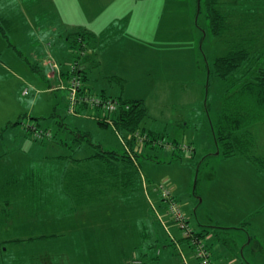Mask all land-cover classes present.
Returning a JSON list of instances; mask_svg holds the SVG:
<instances>
[{
  "label": "rangeland",
  "instance_id": "obj_1",
  "mask_svg": "<svg viewBox=\"0 0 264 264\" xmlns=\"http://www.w3.org/2000/svg\"><path fill=\"white\" fill-rule=\"evenodd\" d=\"M132 1L136 0L105 2V11H109V13L118 12L113 15L118 25L109 26L113 31L128 21L129 18L132 24L131 16L133 17V10H135ZM137 1L143 2V0ZM144 1V5L147 3V6H149L150 1L153 3L154 17L152 19L149 17L142 22L144 32L137 30L135 33L136 37L139 34L144 39L143 43L139 45V48H135L136 42L133 40V36L127 32V28L130 26H125V30L111 40L108 36L105 40L108 42L103 45L100 54L103 49L111 45L113 40L117 39V41L107 52L105 60L103 61L100 57V65L92 67V74L87 75V81L92 91L96 93L106 92V95H121L125 99H143L147 109L140 127L144 126L148 131L163 134L165 141H173L181 149L183 145L193 147L194 152L187 147L182 150H172L168 146L158 145L154 148L148 146L137 158L140 168L137 169L134 165H130V168L135 170L140 185L143 184V181L152 194V188H158V184L160 187V183L173 186L174 192L176 191L177 199L175 200L186 217L190 219L192 229L194 224L199 223L198 219L209 220L207 226H196L201 230V241L207 247L205 242L213 238L207 234L203 235V232L214 230L223 233L222 230L209 227L210 222H212L210 218L215 216V210L212 209L210 202L212 203L217 186L223 182V175L216 176V174L222 169L247 167L243 162L245 159L243 156H240L243 158L236 156V158L224 159L226 157L222 154H217L218 151L213 143L208 120L209 117L211 120L214 119L216 114L211 109L207 112V106H205L206 100L209 104L212 96L220 94L219 92H222L224 87L215 88V85H223V80L217 76H207L204 65L206 62L211 65L212 60L217 55L223 54L228 47L225 42L230 41L234 35L225 34L221 38L206 35L204 28L207 23L206 18L202 11L197 13V0ZM220 3L224 4L222 13L226 15L225 18L235 26H239L240 21L243 22V20L244 25H249L247 20L254 17L250 18L246 14H250L251 10L257 11L255 15L261 13L262 19L259 24L262 26L261 30L264 35V0H220ZM17 7H20L21 11L24 10L23 14L19 13ZM29 7L37 8V10L29 13ZM120 9L131 10L130 13H126L119 12ZM145 10L149 11L148 8ZM2 12H5L4 17L8 19L9 24L5 26V34L0 28V128L4 127L7 121H15L20 115L22 122L17 126L8 128L0 136V170L9 167L6 171L11 175V169L15 171L23 165L25 157L22 154L26 153L36 157L42 155L44 149L42 151L39 142L32 139L34 135L39 134V131L33 125L35 120L31 117L50 116L52 112H54V117L40 119L37 126L49 127L51 131H57L56 120L63 117L70 124L67 126L69 129L74 126L83 131L87 130L88 137L82 138L78 144H75L79 147L77 149L72 144L74 142L72 137L64 138L65 141H68L66 147H49L46 153L68 151L71 154V149L73 151L79 149L82 155L86 156L95 154L102 148L123 152L122 141L120 142L115 129L110 124L103 126L97 124L94 119L75 116L76 113L74 115L69 114L67 111V90L58 88L52 92L53 86H60L62 81H67L66 75H63L62 78L61 75H43L41 72V70L48 72L47 67L49 66L46 61L53 59L60 62L61 72L66 73L77 59L75 49L72 48L71 50L69 47V44L73 46L71 38L74 37V33L81 29L102 32L111 22L103 17H96V14H90L88 10L83 11L82 0H0V14ZM192 12L193 14L195 12L193 17L190 15ZM143 15H147V13L138 12L137 19ZM157 16L161 20L158 28H155L157 23L153 22L157 20ZM87 20H91L90 30L87 28ZM66 36L67 38H65ZM87 53L89 54L90 50ZM250 65L247 64L246 67ZM145 68H153V71L146 73ZM107 74L119 76L123 79V83L111 80L110 76L112 75ZM208 81L210 82L209 89L206 85ZM87 112L86 115L89 114ZM24 126L25 128H23ZM250 129L255 142L254 152L258 155H264V122L254 124ZM27 132L32 133L33 136L27 135ZM46 135L49 136V132ZM88 138L93 144L98 142L100 145L93 146L89 143ZM37 140L40 141L41 139L38 137ZM77 156L79 155L77 154ZM230 159L233 161L241 159V162L236 161L237 165L233 166ZM248 165L251 168L254 167L251 164ZM139 172L148 179L145 176L140 178ZM135 175L128 173L125 178L128 180L127 183L120 186L123 188L122 193H120L122 199L117 201L116 208L106 207V209L96 211V213L92 210L77 211L76 215L59 213L63 209L56 207L53 210L54 205L60 204L61 198H59L58 193L52 191L43 194V199L48 197L54 200L51 206L44 201L42 203L44 210H53V215L49 218H37L39 215L33 213L34 210L31 206L40 194L39 192L35 194V192L20 189L14 191L3 186L0 180V202L3 205L4 201L9 202V206L7 205L5 210L4 208L1 209V211H5V214L2 215L4 216L3 219L8 220L9 225L0 226V236L3 238L7 234H18L17 232H29V230L32 233H47L51 230L49 220L52 218L57 221L54 226L56 227L55 231L63 230L71 220L72 217L70 216H76V221L78 218L96 217L98 221L103 218L104 220L100 221V225L102 226L104 223L106 239H111L113 233H119L122 226L129 227L128 234L125 232L123 235L124 239L114 242V245L120 243V248H115L116 255H111L107 259L108 264H121L126 257L124 254L132 252L133 247L130 248V245L141 244L139 226L142 222L145 226L143 233L146 241L151 238V221L153 228L158 229L161 239L168 234L166 230V232L163 231V227L158 226L155 222L156 220L153 218L155 217L154 208L147 202V197L145 198L144 194H142V200L137 197L133 200L131 194L126 196L129 187L135 183ZM214 175L218 181L214 182ZM1 176L0 178L4 179ZM263 179L264 176H261L258 182L260 188L264 186ZM231 184L234 187V183ZM238 189H234L233 193L235 194ZM159 194L166 205V207L164 206L165 213L171 216L168 203H166L168 199L165 198L164 194ZM184 200H190V203L184 204ZM247 203L249 205V211L245 210L247 220L252 221V225H254L250 232L255 234L259 241L264 242V224H262L264 223V205L257 208V216L253 205L249 201ZM155 205L160 210L156 203H154ZM16 220H25L20 223L23 224L25 231L21 228L15 231L16 233L13 232L14 227H17L18 224ZM172 221L175 226L170 227L169 232L173 236H178L181 241L184 230L180 228L177 221ZM157 222H159L158 219ZM136 224L138 231L136 240H134L130 231ZM255 226L258 228H254ZM161 239L158 242L162 249V244H165L162 241L166 239H162V241ZM143 246L137 248L138 255H141L143 250H151ZM189 246L195 255L194 245L189 244ZM7 248L11 249L12 246L7 245ZM42 248L45 247L41 246ZM152 248L154 247L152 246ZM171 250L174 251L175 249L171 248ZM175 251L177 254L180 252ZM144 254L146 253L144 252ZM142 257L145 264H151L153 260H156V258L147 255ZM197 259L201 263L198 257Z\"/></svg>",
  "mask_w": 264,
  "mask_h": 264
},
{
  "label": "crops",
  "instance_id": "obj_2",
  "mask_svg": "<svg viewBox=\"0 0 264 264\" xmlns=\"http://www.w3.org/2000/svg\"><path fill=\"white\" fill-rule=\"evenodd\" d=\"M82 1L83 11L88 10L90 14H96V17H103L104 19L111 22L103 30L101 25L102 32H92L94 33L95 38L91 40L89 44L90 47L88 46L87 48V51H94L91 56L93 59L99 61L97 67L100 65V57L104 61L107 52H109L110 48H112V46L117 41V39L113 40L111 45L103 49L100 54L101 48L108 42L104 41L103 43H100L99 39L101 38L103 33L105 34V32L109 31V38L111 40L118 34H121V32L125 30V26H130L129 28H127V32H129L130 35L133 36V40L136 42L135 48H139V45L143 43L144 39L139 34L136 37L135 33H137V30L139 32H144L142 22L146 21L149 17L150 19L154 17V6L151 1L149 3V6H147V3L144 5V0L143 2H138L137 0L132 1L133 5L135 6V10H133V17L131 16L132 24L129 18L128 21L122 23L119 28L114 31L109 26H113V24L118 25V23L115 22L116 18L113 17V15L118 12L115 11L113 13H109V11H105V2H110V0ZM17 8L20 11L19 13L23 14L24 10L22 9L21 11L20 7ZM145 8H148L149 11H144ZM35 9L37 10V8L29 7L28 12L32 13ZM130 10L131 9H120L119 12L130 13ZM138 12H145L147 13V15H143L139 19H137ZM4 13L5 12H2L0 14V17L5 18ZM194 14L192 12V14L190 15L193 17ZM160 20L161 19L158 18V16L157 20H154L153 23H157L155 28H158ZM87 23V28L90 30L91 20H87ZM65 38H67V36ZM69 47L72 50L73 47L71 46V44H69ZM92 47L95 50H92ZM46 64L49 66L47 67L48 72H43L41 70L43 75H62L61 65L58 60L54 61L52 59L51 61H46ZM91 69L93 68L87 69L85 74L91 75ZM151 71H153V68H145L146 73H150ZM86 84L90 86L87 80ZM62 86H64L63 81L61 82L60 86H53L51 88L52 92L55 89L63 88ZM78 115L93 119L92 117L86 115L84 112H82L81 114H76L75 116ZM32 139L36 142H39L42 151L44 149V154L42 153L40 157L28 155L26 153L22 154L25 157L23 165L18 167L15 171L11 169V175H9L6 171L7 169H9V167L7 169L3 168V170H0V175H2L1 177H4V179L0 178V180L3 186L9 187L14 191H19L20 189L22 191L35 192V194L36 192L40 193L38 197L33 201V206H31L34 210L33 213H35V215H39L37 218L52 217L53 210L56 207L63 209L62 211H59V213L63 212L65 214L75 215L77 214V211L82 212L85 210H92L96 213V211L103 210L104 208L106 209V207L116 208L117 201H120V199H122L120 193H122L123 188H120V186H124L125 184L126 179L123 178L127 176L125 172L130 171V174L134 173V175L136 173L135 170L133 171L131 170V168H129L128 170H123L121 169V167H119L120 169L109 172L103 167L106 165L105 161H103L99 157H90L92 154L83 156L80 150V155H78L82 156V160L78 162L77 166H75L72 160L68 161V151L46 153L49 147H66V144L61 145V142L67 143L68 141L64 140L60 142L57 136L56 139L52 137L50 139L40 141L36 138ZM72 144H78V142L75 140L74 142H72ZM143 148L144 147H138V152H143V150L145 149ZM236 156L240 157L243 155L235 154L224 159L236 158ZM244 158L245 159H243V162L247 167L222 169L216 174V176L223 175V182L221 185L217 186L216 193L212 198V203L210 202L212 209L215 210V216L210 218L212 222H210L211 225L209 227L222 230L223 233H219L214 230L203 232V235L207 234L208 236H212L213 238L205 242L207 246L206 248L209 252V259L212 264H264V242L261 240L263 242L262 244V242L259 241L258 237L255 234H251L250 229H252L254 225H252V221L250 222L247 220V213L245 212L246 209L249 211V205L247 203L248 201L251 205H253V209L255 210L256 215L258 212L257 208H261L264 205V186L260 188V184L258 183L260 177L264 176V170L256 167L246 157ZM236 161L241 162V159H236ZM236 161L230 159V163L233 166L237 165ZM248 164H251V166L253 165L254 167L251 168ZM140 174L142 173L139 172L140 178H143V176H145L144 174ZM120 175H122V177ZM209 175L212 176L211 174ZM216 176H213L214 182L218 181ZM116 177L118 178L117 180L115 179ZM142 183L143 184L140 185L139 177H136L135 183H133L129 187L128 194H126V196L131 194L130 196H132L133 200L136 197L142 200V194H144L145 198L147 197V202H149V204L154 208L155 217L159 220V222H157V219L153 217L154 220H156L155 222L158 226L163 227V231H167L169 235L166 233L167 236H164L162 238L163 240H166L162 241L158 229L156 230L153 228V222L151 221L152 234L151 238L146 241L143 233L145 226L144 222H142L141 226H139V232L142 242L138 245L132 244L133 246L129 244L130 248L133 247L132 252H127L124 254L126 255V257L121 264H128L133 259H136V257H138L137 248L142 247L144 244L152 245V243V246L154 248H152L151 245L143 246L144 248L151 249L149 251L143 250L147 254V256L156 258V260H153L151 264H201L194 253L191 252L189 246L190 243H188L189 241H185V239H183V236H181L180 241V238H178V236H173L169 232V228L174 227L175 225L172 223L173 219L171 218V216L165 213L164 210L166 205L161 200L158 191H155L152 188V194L149 191V187H147L143 181ZM231 183H234V187ZM230 186L232 187L231 190ZM165 188L172 193L175 199H177L175 194L176 191L174 192L173 186L165 184ZM236 188L239 189L234 194L233 191ZM52 191L58 193L59 198H61L59 202L60 204L54 205L53 210L46 211L47 209H43V201L47 205L51 206L54 200H51L48 197L43 199L42 196L43 194ZM177 191L179 192V190ZM154 203L159 206L161 211L156 208V205L154 206ZM183 203L188 204L190 203V200H184ZM54 212L58 213L57 211ZM3 217L4 216H1L0 220V226L2 227L9 225L8 220L3 219ZM70 217L69 218L71 220L69 221V223L63 230L60 231H55L56 227L54 226L57 224V221L55 218H52L51 220H49V228L51 230L47 233H32V231L29 230V232L7 234L3 238L2 236H0L1 264H108L107 259L111 255H116L115 248H120V243L114 245V242L123 240V235L125 234V232L127 234L129 232V227L122 226L119 233H113L111 239H106L107 234H105L106 229L103 228L104 223H102V226L100 225V221L104 220L103 218L100 219V221H98L96 217L85 219L78 218V221H76V216ZM189 220L190 219L187 218L188 225L190 226ZM24 221L25 220L17 221V227H14L13 229L14 233H16L15 231H17L18 229H24L23 224H20ZM198 221L199 223H197V225L199 227H201L200 225L207 226L209 223V220L203 218H200V220L198 219ZM197 225H193L194 230L191 227L190 228L195 233H201V230L196 227ZM254 228L258 227L255 226ZM137 231L138 225L136 224V226L130 231L131 237L134 240H136ZM14 239H19L20 241H12ZM160 239L162 242H165V244H162V249L158 242L160 241ZM4 245L6 247H3ZM7 245H11L12 248L8 249ZM41 246H44L45 248L41 249ZM171 248H174L175 250L180 252L177 254V252L175 250L172 251ZM143 264L145 263L143 262Z\"/></svg>",
  "mask_w": 264,
  "mask_h": 264
},
{
  "label": "trees",
  "instance_id": "obj_3",
  "mask_svg": "<svg viewBox=\"0 0 264 264\" xmlns=\"http://www.w3.org/2000/svg\"><path fill=\"white\" fill-rule=\"evenodd\" d=\"M223 5L224 4L220 3V0H197L196 6L197 13L202 11L205 15L207 23L205 24L206 26H203L206 29V32L204 30L206 35L208 34V36L214 38H221L225 34L228 36L234 35L233 38H230V41L228 40L225 42L228 46L226 51L223 54L217 55L212 60L211 65H209L208 62L204 65V71L207 73V76H217L223 80V85H215V88L218 86L224 87V90L219 92L220 94L216 92L218 95L215 94V97L212 96L209 104L207 100L205 102V106H207L206 111L208 112V110L211 109L214 114H216L214 119L211 120L210 117L208 119L210 131L216 150L218 151L217 154H222L224 157L241 154L249 159L256 167L264 170V155H258L254 152L253 146L255 142L250 129L254 124L264 122V35L261 30L262 26L259 24V21L262 19L260 16L262 15L261 13L255 15L257 11L251 10L250 14H246V16H250V18L254 17L247 20L249 21V25H244L243 20V22L240 21L239 26H235L231 24V21H228L225 18L226 15L222 13V8H224ZM7 24H9V21L0 17V28L3 34H5V26ZM108 32L102 34L99 39L100 43H103L110 35ZM93 38H95L94 33L85 29L76 31L74 37L71 38L72 47L75 49L77 57L73 65L76 66L72 68V65L68 72H62L61 75L62 77H64L63 75L67 77V81L64 82V86H62L67 90V111L69 114L73 115L74 113L81 114V112L86 113L88 111V116L92 117L97 124L103 126H108L110 124L115 129L120 141H122L121 144L124 147V151L105 150L101 146L102 149L92 154L90 157H99L105 161L106 165L103 167L107 171L112 172L113 170L120 169L119 167L123 170H128L130 165H134L139 169L140 163L137 158L142 152H138V147L145 148L149 146L154 148L159 145L163 147L168 146L172 150H182L187 147L192 151V146L183 145L181 149L180 146L173 141H165V136L163 134L160 135L150 130L148 131L144 126L140 127L147 109L143 99H125L122 98L121 95L112 96L109 94L106 95L105 92L96 93L92 91L91 86L86 84L87 75L85 72L87 69L99 64V61L93 59L91 56L94 51L89 54L87 53V48L88 46L90 47L89 44ZM92 50L95 49L92 47ZM247 64L251 65L246 67ZM248 73L251 74L247 75ZM75 75L78 76L79 79V85L76 87L75 94L77 100L73 108L70 109L69 91L72 78ZM110 79L123 83V79L116 75L110 76ZM206 85L207 89H209L210 82L208 81ZM87 96H96L99 101H114L117 107L115 110L109 111L102 108V104L100 103L98 106H92L85 100L84 97ZM20 117L21 115L15 121H7L4 127L0 128V136L8 128L19 125L22 122ZM47 117H54V112H52L50 116L42 115L31 117L35 120V123H37L31 124L35 125L39 134L37 133L33 136L31 135L32 133L27 132V135L33 136L36 139L39 137L41 140L50 139L52 137L56 139L57 136L60 142L68 137H72L73 141L76 140L77 142L82 138L88 137V133L85 130H80L74 126H72V129H69L67 126L70 124L63 119V117L56 120L58 126L57 131H51L49 127L37 126L40 119H45ZM23 128H25V126ZM47 132H49V136L46 135ZM88 141L90 144H93L89 138ZM65 144L67 143L61 142V145ZM99 145V143L93 144V146ZM73 146L75 149L79 148L78 145L73 144ZM75 149L74 151L71 149V154L67 157H69L68 161L72 160L74 165L77 166L78 162L82 160V156H77V154L80 155L78 152L79 149L77 151H75ZM128 173H130V171L126 172L127 176ZM120 176L122 177V175ZM123 178H126V176ZM115 179L117 180L118 178L116 177ZM127 181L126 179L125 184ZM160 184V187L158 184V188L154 190L164 194L163 189H166L165 184ZM164 196L168 199L166 203H168L169 200L176 202L175 197L169 190H167V194H164ZM8 204V201H4V205L0 202V220L1 216L5 214V211H1V209L4 208L5 210ZM182 213L187 221L186 214L183 210ZM171 218L175 220L172 216ZM201 235V233H194L193 231L192 236L200 238ZM183 238L190 243V236L184 233ZM12 241L20 240L14 239ZM144 245L146 246L148 244ZM141 253L142 254L138 255L136 259H141L144 262L142 256L147 254H144V252ZM128 264H130V262Z\"/></svg>",
  "mask_w": 264,
  "mask_h": 264
},
{
  "label": "built area",
  "instance_id": "obj_4",
  "mask_svg": "<svg viewBox=\"0 0 264 264\" xmlns=\"http://www.w3.org/2000/svg\"><path fill=\"white\" fill-rule=\"evenodd\" d=\"M73 65L72 68H74ZM79 85V79L78 76H73L71 81V88L69 91V99H70V106L69 108H73V106L76 104L77 97L76 95V87ZM83 98V97H82ZM85 100L92 106H98V104H102V108L113 111L116 109L117 104L114 101L107 100V101H99V99L96 96H87L84 97ZM83 98V99H84ZM162 187V186H161ZM164 194H167V190L163 189ZM168 208L169 212L171 213V216L177 220L180 224V227L183 228L185 231V235L190 236V244L194 245L195 255L201 260L202 264H212L209 259V252L208 249L204 246V243H202L201 238L194 237L193 230L188 225L185 216L182 213L181 208L177 204V202H174L172 200L168 201ZM130 264H143V261L141 259H133Z\"/></svg>",
  "mask_w": 264,
  "mask_h": 264
}]
</instances>
